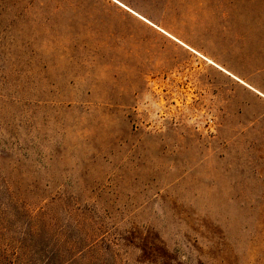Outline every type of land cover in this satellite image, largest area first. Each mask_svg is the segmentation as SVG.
<instances>
[{
  "label": "rangeland",
  "instance_id": "1",
  "mask_svg": "<svg viewBox=\"0 0 264 264\" xmlns=\"http://www.w3.org/2000/svg\"><path fill=\"white\" fill-rule=\"evenodd\" d=\"M0 264H264V0H0Z\"/></svg>",
  "mask_w": 264,
  "mask_h": 264
}]
</instances>
